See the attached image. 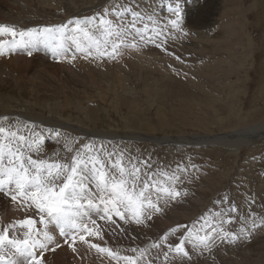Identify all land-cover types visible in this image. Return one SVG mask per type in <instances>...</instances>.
I'll return each instance as SVG.
<instances>
[{"label":"rangeland","instance_id":"rangeland-1","mask_svg":"<svg viewBox=\"0 0 264 264\" xmlns=\"http://www.w3.org/2000/svg\"><path fill=\"white\" fill-rule=\"evenodd\" d=\"M18 1L0 0V20L5 24L12 20L15 26L22 25L25 30L62 24L91 16L104 7L132 2ZM135 2L142 13L152 15L158 22V26L151 25L157 32L165 29L164 35L169 37L168 52L153 44H142L147 47L139 52L136 48H124L125 54L114 60L98 64L82 57L71 63L64 59L67 65L62 67L60 60L42 44L34 47L31 55L27 50L26 53L15 51L11 55L23 56L25 62L21 67L23 78L19 92L16 93L14 84L7 81L4 88V97L13 96L11 104L15 111L11 120L32 124L43 131L49 128L36 121L46 118L64 122L66 119L84 129L114 132L133 140L109 141L98 135L81 134L74 128L51 127L81 144L94 142L103 144L108 151L118 150L143 159L150 157L157 168L169 171H174L177 164L181 168L187 165V171L181 173L183 182L180 185L185 195L175 202L162 203L163 211L153 216L146 226L122 225L127 235L106 231L104 240L88 237L93 243L114 250L123 248L122 254H130L132 247L149 248L153 241L178 224L191 225L201 215L226 212L229 200L238 208V212L232 214L238 219L233 224H225V228L236 232L245 225L251 228V218L244 223L239 221V217L250 212L255 213L259 224L264 218V0H188L187 4L182 3L186 35L174 29L169 31L170 25L165 27L167 20L174 17L160 7L162 0ZM17 4L25 11H10V6ZM209 4L216 6V13L204 26L201 15ZM9 13L13 14L12 19ZM233 29L234 35L237 32L234 37ZM68 55L70 57L71 53ZM63 101H67L64 106ZM0 108L3 113V106ZM34 113L39 116L36 120H33ZM256 127L260 130L254 135L255 141L250 145L240 144L238 155L230 151L234 140L201 145L212 137L235 131L248 133ZM141 135L150 140L140 142ZM191 137L195 138L194 145L186 143ZM161 138L169 142L159 144L153 140ZM179 138L188 141L177 145L174 140ZM63 144V139L56 143L47 137L45 152L59 151L63 156ZM2 199L0 229L28 213L9 199ZM178 237L179 233L169 235L168 242ZM217 244L203 255L190 244L186 245L191 260L185 259L184 264H264V227L252 229L250 236L235 243L217 241ZM62 245L56 250L65 247L71 260H62L59 264H82L89 251L94 250L79 241L75 245L76 253L67 244ZM47 253L45 255H55ZM158 253L160 250L150 249L145 259L153 264H165L162 253L157 258Z\"/></svg>","mask_w":264,"mask_h":264},{"label":"snow or ice","instance_id":"snow-or-ice-1","mask_svg":"<svg viewBox=\"0 0 264 264\" xmlns=\"http://www.w3.org/2000/svg\"><path fill=\"white\" fill-rule=\"evenodd\" d=\"M182 3L187 4L188 0H162L160 7L174 17L167 20L165 27L170 25L169 31L174 29L186 35ZM139 8L132 0L104 7L91 16L26 30L0 24V57L19 48L31 55V50L40 44L54 58L63 57L69 63L78 57L114 60L122 49L142 44H153L168 52L165 29L157 32L151 25L158 26V22ZM170 54L180 59L175 53ZM47 137L56 143L64 140L63 156L59 151L45 152ZM185 171L187 165L181 168L177 164L174 171L157 168L150 157L108 151L103 144L94 142L81 144L59 130L41 131L29 123L9 121L7 116L0 118V197L31 212L0 229V264H46V252H54L63 243L76 253L77 241L105 254L115 264H153L145 259L150 249L160 250L165 264H184L185 259L191 260L186 245L203 255L217 247V241L232 244L250 236L252 229L264 227V218L258 224L255 213L250 212L239 217V221L244 223L251 218V228L245 225L238 232L225 228V224L238 219L232 215L238 208L229 200L226 212L201 215L191 225L178 224L149 248L132 247L130 254L88 239L104 240L106 231L127 235L122 225L146 226L163 211L162 203L175 202L185 195L180 187L181 173ZM223 202L221 199L220 203ZM177 233L178 240L169 243V235Z\"/></svg>","mask_w":264,"mask_h":264},{"label":"bare ground","instance_id":"bare-ground-1","mask_svg":"<svg viewBox=\"0 0 264 264\" xmlns=\"http://www.w3.org/2000/svg\"><path fill=\"white\" fill-rule=\"evenodd\" d=\"M5 1V0H4ZM3 2V1H2ZM13 3H17L19 2L18 0H12ZM259 2V1H258ZM234 3H237L234 1ZM4 4V3H3ZM214 4V3H212ZM6 5V4H5ZM4 5V6H5ZM234 5V4H233ZM22 5L20 4H17V5H12L10 6V11L14 12V11H20V12H23L25 11V9L23 7H21ZM9 7V6H7ZM216 7V6H215ZM213 7V5H208V8L206 9V11L201 15V21H202V24L205 26L206 24H208L210 22V20H212V15L216 13V8ZM3 8V7H2ZM1 9V8H0ZM6 10V8H4ZM8 9V8H7ZM7 11V10H6ZM9 11V10H8ZM4 14V13H3ZM10 15H8L10 17V19H12L13 17V14L12 13H9ZM1 15V13H0ZM2 17V16H1ZM7 18V17H5ZM12 21V20H11ZM8 22L6 21V24H10V25H14V23L12 22ZM2 20H0V24H5L4 23H1ZM245 23H247V20L245 21ZM18 29H23L22 25L20 26H16ZM235 28V27H234ZM234 29H233V37L237 34V32H235V35H234ZM229 36V35H228ZM232 37V39H233ZM237 39V38H236ZM234 41V40H233ZM239 44V43H238ZM237 44V45H238ZM147 47V45H145ZM144 45H140L139 47H136V51L139 52L141 49L143 48H146ZM234 48H237L236 46ZM232 47V49H234ZM132 49V47L130 48ZM134 49V48H133ZM232 49H229L231 51H233ZM124 50L125 49H122L121 50V53L120 54H125L124 53ZM228 50V48L226 49ZM238 50V49H237ZM16 51H21L22 53H26V49L24 48H19L17 49ZM131 51V50H130ZM127 52L128 54L131 53V52ZM135 51L133 50V53ZM136 52V53H137ZM229 52V51H228ZM234 53L238 54L236 51H234ZM135 56V55H134ZM121 57V56H120ZM133 57V56H131ZM130 57V58H131ZM117 58H119L117 56ZM123 59V57H122ZM60 60V63L62 65V67L66 66L67 65V62L64 61V58L61 57L59 58ZM124 60V59H123ZM25 62V58L23 56H15V55H6V56H3V57H0V105L3 106V113L0 111V118L4 117V116H7L9 118V121H12L11 120V117L13 116V113H14V107L12 106L11 104V100H13V96L12 94L8 95L7 97H4L5 95L4 94V88H6V81L8 83H13L14 84V89L15 90H18L16 93L19 92L20 88H21V80L23 78V75L21 73V67L23 66ZM77 67V66H76ZM77 69V68H76ZM79 69V68H78ZM82 69V68H81ZM100 69V68H99ZM102 69V68H101ZM87 70V69H86ZM78 71V70H77ZM82 71V70H80ZM101 71V70H100ZM105 71V70H104ZM76 72V71H75ZM79 72V71H78ZM81 73V72H80ZM77 75V74H76ZM79 75V74H78ZM93 75V74H92ZM8 86V85H7ZM16 93H13V94H16ZM67 103V101H63L62 102V106H64V103ZM60 103V102H59ZM2 109V108H0ZM33 120H36L38 119V114L34 113L33 114ZM70 121V120H68ZM13 122V121H12ZM23 122V121H21ZM25 123V122H24ZM35 123H40L44 126H46L47 128H51V127H55V128H58V129H61V130H65V129H71V128H74V129H77L81 134L82 133H86L88 136H97L100 137L101 139H108L109 141H116L117 138H122L123 140H127V141H133V140H130V138H127L125 136H122V135H119V134H115L114 132H106V131H94V130H89V129H84L82 125H76L74 124L73 122H67L66 119H64V122L62 121H57V120H53V119H40L38 121H36ZM260 129H258L257 127L254 128L252 131L246 133L245 131L241 132V134H239V131H235L233 133H230V134H222L220 136H217V137H212L210 138L209 140H206L205 143L201 144V145H212V143H230L231 140H234V146H233V149L230 150L233 154H236L238 155L239 154V151L241 150V145L240 144H243L244 145H250V144H253V142L255 141L254 139V135H256V133H259ZM126 135H130V134H126ZM133 135V133L131 134ZM121 136V137H120ZM129 137V136H128ZM140 137H142L140 139V142H143V143H146V141H149L150 139L147 138L146 136H143L141 135ZM246 137H249V138H246ZM112 138H115V140H112ZM121 139V140H122ZM132 139V138H131ZM137 138H135L136 140ZM187 138H179L177 140H174V142L177 144V145H183V141H185ZM190 141L186 142V143H190L191 145H194V137H191L189 138ZM198 139V138H196ZM200 139V138H199ZM202 139V138H201ZM155 142L161 144V142H169L168 140L169 139H160V140H157V139H153ZM145 141V142H144ZM137 142V141H136ZM173 142V141H171ZM198 142V141H197ZM246 143V144H245ZM175 144V145H176ZM200 145V146H201ZM209 145V146H210ZM219 145V144H218ZM216 146V145H214ZM231 148V147H230ZM229 149V148H228ZM7 199V198H6ZM2 197H0V211H2L3 209V201H2ZM24 211V210H23ZM3 212V211H2ZM28 215H31V212H28L26 214V216ZM3 224V223H1ZM57 238L61 240V238L58 236V233H57ZM134 244V243H133ZM133 244H131L130 246H132ZM66 244H64L65 246ZM63 246V245H62ZM67 247V246H66ZM66 249L65 247L63 249H59V250H55L54 253L55 255H45V260H46V264H59L62 260L65 261V262H69L71 260V258L67 257V252L64 250ZM67 250V249H66ZM70 250V249H69ZM116 250V249H115ZM127 250V249H126ZM120 252L123 253V248L119 249ZM48 252H52V251H48ZM125 252V251H124ZM121 253V254H122ZM46 254H48L46 252ZM125 254V253H124ZM63 263V262H62ZM83 263L85 264H115L113 261L110 260L109 257H107L105 254H100V253H97L95 250H90L86 259L83 260ZM82 263V264H83Z\"/></svg>","mask_w":264,"mask_h":264},{"label":"crops","instance_id":"crops-1","mask_svg":"<svg viewBox=\"0 0 264 264\" xmlns=\"http://www.w3.org/2000/svg\"><path fill=\"white\" fill-rule=\"evenodd\" d=\"M80 60H81V57H78ZM95 63H98V64H100L101 63V61L100 60H93Z\"/></svg>","mask_w":264,"mask_h":264}]
</instances>
